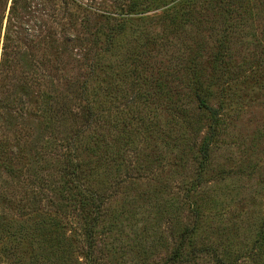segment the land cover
<instances>
[{"label":"rangeland","instance_id":"obj_1","mask_svg":"<svg viewBox=\"0 0 264 264\" xmlns=\"http://www.w3.org/2000/svg\"><path fill=\"white\" fill-rule=\"evenodd\" d=\"M10 4L9 0L8 10ZM52 11L44 14L43 10L33 8L31 22L35 25L41 16ZM256 20L254 25L259 29L243 23L231 33L236 47L226 64L231 71L218 80L220 87H215L218 94L225 88L222 98L217 97L223 100V111L217 119L199 110L189 86L191 72L198 62H202L205 68L201 70L206 69L208 75L215 69L207 58L216 42L210 38V31L198 30L190 23L178 19L164 32L157 48L152 47L138 64L130 61L132 74L122 71L108 77L109 99L102 103L106 113L100 123L110 143L108 167L112 168L105 169L110 176L102 181L98 180L100 175L92 176L96 187H111L108 190L113 192L97 246V254L105 262L166 264L183 225L199 218L203 219L201 232L208 238L206 241L220 243L227 250L228 264H264V250L258 243L264 237V15ZM46 30L48 27L43 33ZM130 40L131 37L124 39L123 45ZM34 52L37 55L34 59L46 65L33 68L26 63L34 61L33 57H26L23 62L29 65V71L55 68V56H44L42 49ZM64 61L68 62L67 73L64 71L60 78L55 75L53 79L61 91L76 78L80 83L86 81L88 72L80 57L75 61L66 56ZM221 71L217 70L213 78L217 79ZM137 81L142 90H138ZM74 83L72 90L79 84ZM149 84L153 88H148ZM49 85L48 82L46 87L52 88ZM88 85L94 99L97 89L105 83L94 78ZM72 108L77 109L78 104ZM18 120L26 127L31 126L24 117ZM76 125L71 120L58 123L54 127L56 138L71 136ZM206 138H211L210 158L203 164L200 148ZM12 139V145L17 147L14 133ZM17 144L28 147L25 153L28 156L36 142L25 137ZM56 163L52 162L50 167L54 169ZM11 167L21 174L18 184H14L11 176L10 186L17 197L13 204L3 202L0 207L5 206L7 214L18 213L34 224L39 223L35 237L36 264H85L82 256L72 254L74 246L77 252L81 251V243L64 237L69 236L68 226L73 217L58 211L59 203H68L60 202L59 190L34 195L24 186L26 170L23 169V174L18 164ZM52 169L48 173L61 182L59 173ZM134 175L141 179H135ZM44 222L49 225L47 229ZM182 264L219 263L204 255Z\"/></svg>","mask_w":264,"mask_h":264},{"label":"trees","instance_id":"obj_2","mask_svg":"<svg viewBox=\"0 0 264 264\" xmlns=\"http://www.w3.org/2000/svg\"><path fill=\"white\" fill-rule=\"evenodd\" d=\"M161 1L10 0L8 10L9 0H0V205L2 207L3 202L13 204L16 200V191L10 186V182L13 184L11 176L14 177V184H18L21 174L14 172L11 165L21 167L23 164L20 171L24 174L26 170L27 173L24 181L26 190L40 195L58 189L60 202H68L59 203L58 209L65 216L73 217L68 226L69 236L64 237L81 243V251L77 252L74 246L72 254L82 256L85 264H110L97 254V246L100 226L105 221V209L112 201L113 192L108 190L111 187H96L92 177L98 174V180L102 181L105 176H110L107 173L112 168L108 167L111 164L110 143L100 123L106 113L101 108L102 103L109 99L111 83L108 77L122 71L132 74L134 68L129 65L130 61L136 64L142 61V56L152 51V47H158L164 32L172 25L179 21L190 23L198 30L210 31V38L216 42L207 58L215 69L208 75L206 69L201 70L205 68L201 66L202 62H198L191 72L189 86L199 110L213 120L217 119L223 111V100L219 101L217 97L222 98L225 88H221L218 94L215 87H220L218 80L231 71L226 64L232 55V48L236 47L231 33L243 23L254 30L259 29L254 23L264 15V0ZM33 8L43 10L44 14L53 11L48 16H41L34 25L30 19ZM152 10L153 13L147 14ZM47 27L48 32L43 33ZM58 34L60 39H57ZM217 34L219 37H216ZM130 37L132 40L123 45V40ZM39 49L48 58L49 55L56 57L55 68L43 67L35 72L28 70L29 65L33 68L46 65L34 59L37 57L34 51ZM30 56L36 64L27 60L29 65H25L23 59ZM66 56L75 61L78 57L83 59L88 72L86 81L80 83L76 78L61 91L53 79L55 75L60 78L64 71L67 73ZM111 59L117 60V64ZM262 65L257 66L260 68ZM221 69L217 79L213 78ZM94 78L103 79L105 86H100L97 97L92 99L88 83ZM48 82L52 86L50 89L46 87ZM74 82L79 84L72 90ZM150 84L148 88H153ZM136 85L138 90L143 89L138 81ZM73 104H78V110L72 108ZM18 117L27 119L31 126L20 124ZM64 120L77 123L76 128L71 136L57 139L54 127ZM13 133L19 149L12 145ZM25 137L36 142L29 154L32 157L25 154L28 147L21 148L17 144ZM40 143L41 146H38ZM210 143L211 138H206L200 148L203 164L210 158ZM52 162H57L54 169L50 167ZM107 168L109 171H105ZM49 169L59 173L61 182L48 173ZM133 177L141 179L136 175ZM1 207L0 264H36L35 237L39 223L35 221L34 224L17 212L7 214L5 206ZM202 220L197 218L183 225L166 264L190 263L204 255L212 256L219 264H228L224 246L210 244L206 241L208 238L202 235ZM43 226L45 229L49 227L47 222ZM258 243L264 250V237H260Z\"/></svg>","mask_w":264,"mask_h":264}]
</instances>
